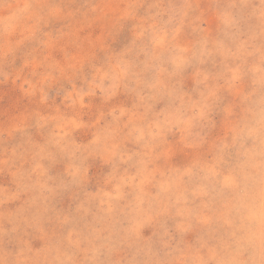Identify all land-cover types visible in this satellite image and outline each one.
Instances as JSON below:
<instances>
[{"label": "rangeland", "instance_id": "374dc122", "mask_svg": "<svg viewBox=\"0 0 264 264\" xmlns=\"http://www.w3.org/2000/svg\"><path fill=\"white\" fill-rule=\"evenodd\" d=\"M0 264H264V0H0Z\"/></svg>", "mask_w": 264, "mask_h": 264}]
</instances>
